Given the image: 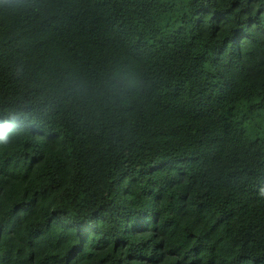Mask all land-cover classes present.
Listing matches in <instances>:
<instances>
[{
  "label": "trees",
  "instance_id": "obj_1",
  "mask_svg": "<svg viewBox=\"0 0 264 264\" xmlns=\"http://www.w3.org/2000/svg\"><path fill=\"white\" fill-rule=\"evenodd\" d=\"M0 127V264H264V0H0Z\"/></svg>",
  "mask_w": 264,
  "mask_h": 264
},
{
  "label": "clouds",
  "instance_id": "obj_2",
  "mask_svg": "<svg viewBox=\"0 0 264 264\" xmlns=\"http://www.w3.org/2000/svg\"><path fill=\"white\" fill-rule=\"evenodd\" d=\"M7 119L11 120L13 123H17L19 116L14 115L12 112L7 114ZM15 129H7L0 127V144L7 145L11 142V132Z\"/></svg>",
  "mask_w": 264,
  "mask_h": 264
}]
</instances>
